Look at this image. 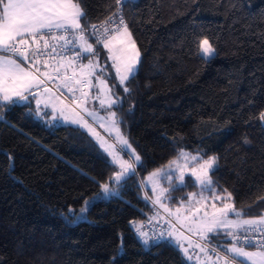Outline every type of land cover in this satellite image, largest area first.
Returning <instances> with one entry per match:
<instances>
[{"label": "trees", "instance_id": "16d2710c", "mask_svg": "<svg viewBox=\"0 0 264 264\" xmlns=\"http://www.w3.org/2000/svg\"><path fill=\"white\" fill-rule=\"evenodd\" d=\"M83 6L97 24L120 7L141 51L131 91L117 85V95L121 130L143 166L105 198L100 184L118 169L87 134L37 116L31 96L0 106V264H191L167 241L141 244L130 221L146 222L154 208L138 178L181 150L215 156L218 190L246 218L264 215V0ZM204 38L216 51L209 62Z\"/></svg>", "mask_w": 264, "mask_h": 264}, {"label": "snow or ice", "instance_id": "6c2138e0", "mask_svg": "<svg viewBox=\"0 0 264 264\" xmlns=\"http://www.w3.org/2000/svg\"><path fill=\"white\" fill-rule=\"evenodd\" d=\"M116 4L126 6L127 0H116ZM116 17H119L118 21ZM97 45L107 51V60L111 61L119 87L125 94L129 93L131 89L127 85L138 74L141 51L120 7L97 24L89 23L83 0H0V106L28 102L31 96L36 101L37 116H41L40 105L43 104L45 108L51 107L53 120L58 111L65 122L86 129L111 158V165L119 168L107 182L100 184L106 198L116 194L115 188L135 175L143 162L121 131L118 112L122 109V99L117 95V84L111 82V70L101 63ZM199 50L206 62L216 55L207 38L199 41ZM84 60L88 62L83 63ZM40 64L45 71L40 69ZM48 82L53 83L49 86ZM41 86L46 95H38ZM93 88L98 89L95 95L89 91ZM91 100L99 102L100 108L107 112L106 117L85 106ZM86 117L99 123L109 136L114 134L119 149L100 136ZM260 120L264 121V112L260 113ZM180 160L184 163H179ZM165 168L150 173L142 187L151 185L155 196L152 204L163 208L175 223L156 211L149 217V222L156 218L165 220L168 229H159L158 234L149 235L143 230V221H130L145 248L167 241L187 261L195 258L196 264H264V215L245 218L246 214L235 207L232 193L224 189L222 194L218 190L219 186L212 178L218 170L217 157L204 159L199 153L193 155L181 150L179 157L169 161ZM177 171L179 174L174 176ZM186 176L192 180H187ZM165 179L169 181V187H161V181ZM174 179L178 183L173 184ZM189 184L198 187L199 193H190L187 201L182 200L172 211L163 199L170 200L171 192L183 190ZM209 196L213 200L211 211L204 203ZM148 198L146 193L145 199ZM94 199L85 201L81 213L91 207ZM193 200L204 209L202 216L196 215L201 208L195 213L184 214L186 205ZM215 201H220L222 207ZM186 233L198 236L199 241L192 240Z\"/></svg>", "mask_w": 264, "mask_h": 264}, {"label": "rangeland", "instance_id": "374dc122", "mask_svg": "<svg viewBox=\"0 0 264 264\" xmlns=\"http://www.w3.org/2000/svg\"><path fill=\"white\" fill-rule=\"evenodd\" d=\"M99 52L101 53V63L103 64V66L107 69H110V77H114V80H116V77H115V71L114 69H111V61H108L107 60V51L103 48V46H101L100 48H98ZM199 54L200 56H202V53H200V50H199ZM88 61L87 60H84L83 63H87ZM106 62V63H105ZM42 71H45L46 69H43V68H40ZM93 79V82H95V77L92 78ZM116 83L117 85L119 86L118 84V80H116ZM42 87L41 86V90L39 91L38 95L39 96H42V95H46L42 92ZM90 94L92 95H95L97 92H98V89L96 88H93V89H90ZM79 93V92H77ZM76 93V94H77ZM66 103H68L72 108H75V105H72L71 102L69 100H66ZM41 106V109H42V112L43 114L45 115L46 113V117H47V120L50 122V123H53L55 125H61V126H72V127H76V128H79L80 130H82L85 134H87L94 142L95 144L99 147V144L97 143L96 139L93 138L92 135L89 134V132L80 127L78 124H73L71 122H65V120L61 117L60 113L57 111L55 113V116H56V119L53 120V113H52V109L51 107H48V108H45L43 104L40 105ZM86 107L90 108V109H96L98 110V115L100 116H104L106 117L107 116V112L104 110V109H101L100 108V104L98 101L96 100H91L88 104L85 105ZM68 114V113H66ZM86 119H88L89 123L91 124V126L95 129V131L97 133H99L100 136L104 137L105 139H107L109 141V143H113L115 144L116 148L119 149L120 145L119 144H116L115 143V135L113 134L112 136H109V133L105 130V128L101 127L99 123H94L92 122V118L91 117H86ZM262 123V126L264 127V121H261ZM122 131V130H121ZM132 146V145H131ZM100 148V147H99ZM133 148V146H132ZM134 149V148H133ZM100 150L102 151V149L100 148ZM135 150V149H134ZM136 151V150H135ZM103 152V151H102ZM185 152V151H184ZM104 153V152H103ZM188 153V152H187ZM106 155V157L108 158V161L111 163V158L109 156H107L106 153H104ZM193 155H196V154H193ZM179 157V154L178 156L175 158L177 159ZM126 158V157H125ZM179 163L183 164L184 161L183 160H180ZM115 166V165H114ZM116 167V166H115ZM117 168V167H116ZM165 168V167H164ZM118 171H119V168H117ZM161 169V168H160ZM165 171H167V169L165 168ZM153 172V171H152ZM152 172H149V173H146L144 176H142V179H139L138 178V183L142 189V191L144 192V194L147 193L148 195V201L149 203L153 206L154 208V212L152 214V216L155 214L156 211H159L161 213L162 216H164L166 219H171L175 222L174 218H171V217H168L167 213L164 211L163 208H159L158 205H153L152 204V200L155 199V196L152 194V189H151V185L150 184H145L143 187H142V182L146 181L147 177L149 176L150 173ZM137 173V172H136ZM179 172H175L174 173V176L178 175ZM137 175V174H135ZM186 179L191 181L192 178L190 176H186ZM173 184L175 183H178V181H176L175 179L172 181ZM190 185V184H189ZM161 187H169V181H167L166 179L165 180H162L161 181ZM186 188V187H185ZM190 193H199V189L198 187H194V188H190L189 190L185 189L184 192H181V190H178V191H174V192H171L170 195H171V199H163V202L172 210V211H175V209L177 207L180 206L181 204V201H187L188 199V196ZM223 194V193H222ZM168 195V194H166ZM198 198V197H197ZM204 203L207 204V208L209 211H211V204L213 203V200L212 198L209 196L208 200L205 201ZM215 203L217 204V206L219 207H222V204L220 201H215ZM197 208H201V205L200 204H197L195 202V200H193L191 202L190 205H186L185 209H184V214L185 215H189L190 213H195L196 212V209ZM203 211L204 209L201 208V211L199 213H196L197 216H202L203 215ZM246 218V217H245ZM158 221V222H157ZM154 225H152V222L149 220H147V222L144 223V226H143V230L144 231H147L149 233V235H153L154 232L156 234H158V231L159 229H161L162 227V220L158 218ZM177 228H179V225H177ZM137 235V234H136ZM187 235V234H186ZM192 240L194 241H199V237L198 236H193L191 233H189L188 235ZM138 237V236H137ZM189 262V261H188ZM191 264H196V260L195 258L193 259V261L189 262Z\"/></svg>", "mask_w": 264, "mask_h": 264}, {"label": "crops", "instance_id": "0c3cea01", "mask_svg": "<svg viewBox=\"0 0 264 264\" xmlns=\"http://www.w3.org/2000/svg\"><path fill=\"white\" fill-rule=\"evenodd\" d=\"M76 95H79V93H77ZM34 101H35V99H34ZM35 103H36V101H35ZM40 108H41V106H40ZM41 111H42V109H41ZM155 215V214H154ZM153 215V216H154ZM149 220V219H148ZM158 218H156V219H153V220H151V222H152V225H154L155 223H157L158 221ZM157 221V222H156ZM147 222V221H146ZM172 222L173 223H175L173 220H172ZM145 223V222H144ZM161 229H164V230H167L168 229V224L167 223H165V220H162V227H161ZM187 235H189V233H186Z\"/></svg>", "mask_w": 264, "mask_h": 264}, {"label": "built area", "instance_id": "2783aa9c", "mask_svg": "<svg viewBox=\"0 0 264 264\" xmlns=\"http://www.w3.org/2000/svg\"><path fill=\"white\" fill-rule=\"evenodd\" d=\"M41 43H42V42H41ZM41 65H43V64H41ZM48 83H49V86H51L53 82H48Z\"/></svg>", "mask_w": 264, "mask_h": 264}]
</instances>
